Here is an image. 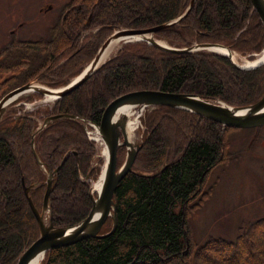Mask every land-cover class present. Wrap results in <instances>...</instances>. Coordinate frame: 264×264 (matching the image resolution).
Instances as JSON below:
<instances>
[{"label":"trees","instance_id":"trees-1","mask_svg":"<svg viewBox=\"0 0 264 264\" xmlns=\"http://www.w3.org/2000/svg\"><path fill=\"white\" fill-rule=\"evenodd\" d=\"M189 2L71 0L64 19H57L45 38L20 44L12 59L4 61L0 99L32 82L51 89L69 84L114 31L171 22ZM155 39L177 49L221 44L253 60L264 48V26L251 0H196L186 18L155 34ZM140 90L196 95L245 107L264 96V66L241 70L217 54L168 53L146 42H129L50 109L14 106L33 103L40 99L38 93L16 100L0 120V264H17L39 237L23 185L35 186L29 196L40 210L46 189L44 169L51 173L70 152L53 178L52 223L72 227L87 217L92 203L89 186L80 176L89 172L95 149L82 122L100 127L114 100ZM54 115L75 119L43 124ZM142 124L147 130L144 143L113 195L114 231L110 232L113 222L107 218L99 237L53 247L41 264H264V217L240 226L233 241L210 237L198 245L192 234L190 218L211 194L205 188L212 171L230 161L228 135L237 129L164 106L147 109ZM96 173L94 169L91 176ZM64 198L76 200L78 207L73 203L63 208Z\"/></svg>","mask_w":264,"mask_h":264},{"label":"water","instance_id":"water-1","mask_svg":"<svg viewBox=\"0 0 264 264\" xmlns=\"http://www.w3.org/2000/svg\"><path fill=\"white\" fill-rule=\"evenodd\" d=\"M195 2L196 0H190L186 11L180 17L171 22L147 29H120L115 31L103 43L91 63L84 69V71L63 88L51 89L34 83H28L8 92L0 100V120L7 108L20 96L26 93L35 92L41 96H49L52 100L56 101L78 89L102 65L105 64L106 60L102 61V57L106 48L113 40L121 39L126 43L144 41L161 51L176 54H187L200 51L212 52L227 57L235 68L241 70H252L264 64L258 62L252 66H246L245 64L238 65L234 63L229 56L212 51L214 48H220L232 52L229 48L221 44H194L189 48L177 49L155 39V34L167 27L179 24L184 18H186L194 7ZM251 2L253 9L264 26V0H251ZM90 18L91 16H89V20ZM247 63L250 62L247 61ZM128 106H132L133 108L137 107V118L145 109L164 106L193 113L206 120L219 123L224 128H258L264 125V96L255 104L245 107H233L221 101H209L196 95L176 94L154 90L135 91L117 98L105 110L101 126L98 127V134L100 135L101 140L105 143L106 151L104 170L101 173L103 175L101 194L94 197L90 189L89 197L92 206L87 217L72 227L58 228L52 223L49 196L54 175L64 164L67 157L73 153L70 152L66 154L59 166L47 176L41 210L36 208L29 196L32 186L26 187L23 185L24 194L39 228V237L21 254L17 264H32V262L40 255H42L44 259L46 252L53 247L71 245L89 237H99L102 225L107 218H111L113 222L110 232L114 231L117 224L115 215L116 203L113 200L114 192L120 181L131 172L137 154L143 145L138 144L135 141H130L128 138L126 131L127 116L120 113L121 109ZM61 118L75 119V117L71 115H54L47 117L44 120V123L52 122ZM31 145H33V141L31 142ZM122 147L126 148V159L122 166L116 170L117 152ZM32 152L37 164L42 167L34 149H32ZM45 213L49 214L48 219H45Z\"/></svg>","mask_w":264,"mask_h":264},{"label":"rangeland","instance_id":"rangeland-1","mask_svg":"<svg viewBox=\"0 0 264 264\" xmlns=\"http://www.w3.org/2000/svg\"><path fill=\"white\" fill-rule=\"evenodd\" d=\"M70 1L71 0H0V45L3 35L7 34L9 29H12L13 27L15 28L19 22L26 20L29 22L25 27L18 31V35H22L21 31L25 30L24 34L35 36V38L46 36V26L50 23L56 22L60 13H49L42 16L38 13V8L45 2H48L56 6V9L57 5L65 6ZM96 31L97 29L94 30V32ZM161 42L165 43L164 41ZM125 44L126 42H123L121 46L115 49L114 52L106 59V62ZM262 51L255 55L253 60H249L247 57L241 56L237 53L236 54L240 57V62L243 64L245 61L256 60ZM89 64H87L84 69ZM261 66H264V64ZM82 72H80L77 76H79ZM77 76H75L72 80H74ZM33 83L44 86L38 82ZM100 89V91L104 93L103 88L100 87ZM32 93L35 92L26 93L18 99L24 98ZM6 94L7 93L2 95V97ZM84 97L86 98V96ZM54 102L55 101L52 99L40 96V99L34 101L33 103L21 101L19 104L14 106L23 105L25 110L32 111L38 107L50 109ZM133 111L137 113V107H134ZM145 111H147V109L143 110L138 117V133L135 140H132L138 144H143L147 135V130L142 124V117L145 114ZM136 115L138 114H135V116ZM41 124L42 122L40 125ZM82 124L86 130L88 141L93 143L95 149V153L90 161L89 172L86 176H80L81 181L87 184L90 190L91 185L97 181L101 172V167L104 164L105 143L101 140L100 135L98 134V126L97 129H95L88 121L82 122ZM228 138L230 141V147L228 149L230 161L227 164L218 166L212 171L205 188V190L211 189V194L208 195L205 202L201 204L202 206L197 208L190 218L193 238L198 245H203L210 237H219L227 241H233L238 235V229L240 226L244 224L249 225L250 223L264 217V125L258 128H242L231 131ZM126 154L127 151L125 147L118 150L116 170H118L124 163ZM94 169L97 170L96 176H91ZM44 171L45 178L47 180V176L50 173H48L45 169ZM31 186L32 189L35 188L34 185ZM73 203H76V200H69L67 198L61 200L63 208H68V206ZM75 206L78 207V203H76ZM48 216L49 214L45 213V219H48Z\"/></svg>","mask_w":264,"mask_h":264},{"label":"bare ground","instance_id":"bare-ground-1","mask_svg":"<svg viewBox=\"0 0 264 264\" xmlns=\"http://www.w3.org/2000/svg\"><path fill=\"white\" fill-rule=\"evenodd\" d=\"M123 42H124V40H121V39L120 40H113L108 45V47L106 48V50L103 54V57H102V61H105L114 52L115 49H117L119 46H121V44ZM212 51L219 53V54L229 56L231 58V60L238 65H244L245 64L246 66H252L258 62L264 63V50L262 51V53L258 56V58L255 61H249L250 63H247V61H245L243 64L240 62V57L234 52H228L227 50L220 49V48H214V49H212ZM46 98L52 99L49 96H47ZM120 113L127 116L126 131H127V135H128L129 140L130 141L135 140V137L137 136V133H138V127H139L138 126L139 121H138V118H136L137 115L135 116V114H138V112L135 113L133 111V107L128 106V107H124L123 109H121ZM105 161H106V151H105V160H104L103 166L101 167L100 175H99L97 181H95L91 185V191H92L94 197H96V195H98V194H101L102 182H103V175L101 173L104 170ZM42 260H43V256L40 255L32 262V264H41Z\"/></svg>","mask_w":264,"mask_h":264},{"label":"flooded vegetation","instance_id":"flooded-vegetation-1","mask_svg":"<svg viewBox=\"0 0 264 264\" xmlns=\"http://www.w3.org/2000/svg\"><path fill=\"white\" fill-rule=\"evenodd\" d=\"M66 5L65 6L57 5V8L55 9L56 6H54L52 3L45 2L44 4H42V6L38 8V13L42 16L47 15L49 13H57V14L60 13L58 17L63 20L64 19L63 15L65 13ZM28 22L29 21L27 20L23 22H19L15 28L13 27L12 29H9L7 31V34L3 35V38L1 40V45H0V70H1L2 64L6 65L4 61H7V59H10V58L12 59L15 53V49L20 48V44L27 43V42L33 43L37 39L45 38L47 36V33H49V31L55 24V22H53L46 26V30H47L46 36L35 38V36L24 34L25 30L21 31L22 35L20 34L18 35V31L21 30V28L25 27ZM9 64L11 63H8V65Z\"/></svg>","mask_w":264,"mask_h":264}]
</instances>
